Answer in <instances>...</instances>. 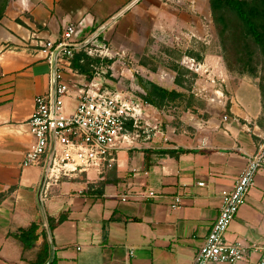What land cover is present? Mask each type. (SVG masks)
<instances>
[{
	"label": "crops",
	"instance_id": "1",
	"mask_svg": "<svg viewBox=\"0 0 264 264\" xmlns=\"http://www.w3.org/2000/svg\"><path fill=\"white\" fill-rule=\"evenodd\" d=\"M129 1L9 0L0 15V264H27L14 234L40 222L35 192L42 167L23 166L22 160L32 142L27 122L33 97L46 91L50 75L41 45L57 43L68 24L75 26L70 43H78ZM179 2L138 0L94 38L110 48L105 82L115 83L122 55L137 61L149 19L153 31L187 42L194 11L202 10L205 19L207 5L182 0L193 12L187 7L181 13ZM203 60L217 74L215 57ZM74 77L84 81L66 75ZM218 77L206 82L226 92V106L206 118L183 114L162 130L147 122L101 176L45 177L40 201L50 218L52 264H189L217 214L220 194L230 189L264 131L253 80L222 72ZM148 191L155 196L146 197ZM175 196L180 204L171 208ZM223 237L264 247V163ZM39 243L40 238L34 244ZM237 264H264V249Z\"/></svg>",
	"mask_w": 264,
	"mask_h": 264
},
{
	"label": "built area",
	"instance_id": "2",
	"mask_svg": "<svg viewBox=\"0 0 264 264\" xmlns=\"http://www.w3.org/2000/svg\"><path fill=\"white\" fill-rule=\"evenodd\" d=\"M74 31L75 26L68 24L57 43L47 40L41 45L49 66L54 49L59 47L53 58L52 115L48 81L46 91L33 97L27 122L32 142L23 155L22 165L42 167L52 136L54 145L45 177L50 176L53 181L81 174L97 177L111 170L117 152L133 139L129 127H137L146 110L152 108L143 101V93L130 83L124 86L118 81L110 84L103 80L102 69L107 67L103 60L111 54L109 46L103 42L92 39L80 48L86 56L99 60L96 65H90L92 75L89 79L73 69L71 60L79 49L61 46L71 44L69 38ZM180 63L200 71L206 81L215 83L216 79L203 63L187 56L181 58ZM66 75L83 76L84 81L75 77L68 79ZM258 138L254 154L247 157L230 189L220 194L217 214L189 264H237L249 253L264 249L253 243L226 242L223 237L247 191L254 185L257 170L264 163V131ZM196 185H203V182H196ZM153 196L152 191L146 194V197ZM125 197L121 195L120 200ZM179 204V197L175 196L170 207L176 208Z\"/></svg>",
	"mask_w": 264,
	"mask_h": 264
},
{
	"label": "rangeland",
	"instance_id": "3",
	"mask_svg": "<svg viewBox=\"0 0 264 264\" xmlns=\"http://www.w3.org/2000/svg\"><path fill=\"white\" fill-rule=\"evenodd\" d=\"M9 0H0V15ZM206 8V17L202 10H195V23L192 25L193 34L187 42L162 35L161 31H153L154 26L149 19L148 34L136 62H131L127 56L120 57L119 73H114L117 80L124 86L128 82H136L138 91L150 90L149 84H154L165 90H174L178 96L168 97L158 101V107L149 108L148 117L142 119L137 127L132 128L133 137L141 135L142 126L152 124L157 130L164 125H175L183 114L204 119L213 111L226 106V92L218 86L209 85L204 75L180 63L184 56L192 57L198 63H203L215 79H219L220 72L235 77H248L256 84L261 109L264 114V58L256 46L244 33L240 21L230 12L223 13L226 29L219 32V25L213 21L214 15L210 13L208 0L200 2ZM185 6L182 0L175 6L182 13L185 8L192 11L190 3ZM193 12V11H192ZM179 34V32H178ZM180 41L185 46H182ZM206 55L215 57L217 74L212 67L204 62ZM108 59V58H106ZM111 62V59H110ZM123 70V71H122ZM127 71L123 74L124 71ZM216 82V81H215ZM148 122V123H147Z\"/></svg>",
	"mask_w": 264,
	"mask_h": 264
},
{
	"label": "trees",
	"instance_id": "4",
	"mask_svg": "<svg viewBox=\"0 0 264 264\" xmlns=\"http://www.w3.org/2000/svg\"><path fill=\"white\" fill-rule=\"evenodd\" d=\"M210 13L214 15L213 21L219 25V32L226 29L223 19L224 12L232 13L242 24L244 33L256 46L260 55L264 58V0H208ZM98 59L86 56L82 49L76 50L71 60V66L79 74L89 79L92 75L90 65H96ZM104 63L108 62L103 60ZM150 90L141 96L147 104L158 107L157 100L178 96L174 90H165L154 84H149ZM47 226L50 225V218L45 217ZM60 217L57 219L59 220ZM14 237L22 243L21 258L27 264H42L48 256V245L39 221H32L25 229L14 234ZM40 238V243H34ZM30 253L31 257L26 258L25 254ZM52 264V261L49 263Z\"/></svg>",
	"mask_w": 264,
	"mask_h": 264
},
{
	"label": "water",
	"instance_id": "5",
	"mask_svg": "<svg viewBox=\"0 0 264 264\" xmlns=\"http://www.w3.org/2000/svg\"><path fill=\"white\" fill-rule=\"evenodd\" d=\"M137 1L138 0H130L129 2H127L124 6H122L115 13H113L107 20H105L98 28H96L93 32H91L88 36H86L82 41L75 43V44H73V43L64 44L61 47H67L68 46V47H72L75 49L83 48L87 43H89L92 39H94L112 20H114L119 15H121L125 10H127L132 4H134ZM58 49H59V47L54 49V51L51 55V60H50V79H49V95H50V107H51L50 115H52L53 90H54L53 58H54L55 53L58 51ZM53 145H54V142H53V138L51 136L50 140H49V147H48L47 153L45 155L41 175H40L39 182H38L36 192H35V200H36V205H37L38 214H39V218H40V228L44 231L46 242L48 245V256L42 264H49L51 262V259H52V241H51V237L49 234V229L47 226L46 218H45L43 208L41 205V201H40V191H41L44 179H45L48 163H49L51 153L53 150Z\"/></svg>",
	"mask_w": 264,
	"mask_h": 264
}]
</instances>
